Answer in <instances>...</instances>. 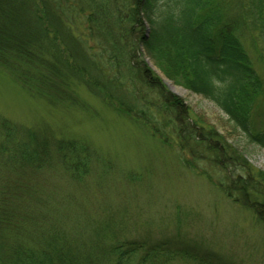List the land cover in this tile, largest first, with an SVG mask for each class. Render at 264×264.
<instances>
[{
	"label": "trees",
	"instance_id": "trees-1",
	"mask_svg": "<svg viewBox=\"0 0 264 264\" xmlns=\"http://www.w3.org/2000/svg\"><path fill=\"white\" fill-rule=\"evenodd\" d=\"M77 22L86 37L75 35ZM145 55L173 83L212 100L264 148V125L254 121L264 94V0H0V64L16 82L55 103H75L72 83L83 84L177 146L187 165L202 160L230 168V184L221 177L219 186L235 201L244 198V207L262 206L264 223V170L215 127L193 118ZM225 79L224 87L214 83ZM95 158L82 138L56 136L0 113V264H133L150 237L125 239L116 215L80 224L82 216L56 195L60 179L86 180ZM169 239L153 242L134 264L153 253L173 255L165 247ZM211 255L199 258L217 264Z\"/></svg>",
	"mask_w": 264,
	"mask_h": 264
},
{
	"label": "rangeland",
	"instance_id": "rangeland-1",
	"mask_svg": "<svg viewBox=\"0 0 264 264\" xmlns=\"http://www.w3.org/2000/svg\"><path fill=\"white\" fill-rule=\"evenodd\" d=\"M73 27L76 36H85L82 22ZM145 58L170 91L190 107L193 118L215 127L249 163L264 170V148L250 141L212 100L173 83L150 57ZM72 85L75 103L50 102L31 94L0 64L2 115L56 136L82 138L96 153L86 180L60 179L54 188L60 205L82 216L76 221L99 223L116 215L124 224L125 239L150 237L132 257L133 264L153 242L169 238L165 247L174 254L146 255L143 264H205L199 257L206 253L217 264H264V223L258 216L262 206L244 207V198L235 201L219 186L221 177L225 186L230 184L226 177L227 171L233 172L230 168L221 171L202 160L187 165L177 146L152 135L83 84ZM254 113L256 125L263 126L264 94ZM58 165H54L56 173ZM178 249L194 251L197 258Z\"/></svg>",
	"mask_w": 264,
	"mask_h": 264
},
{
	"label": "clouds",
	"instance_id": "clouds-1",
	"mask_svg": "<svg viewBox=\"0 0 264 264\" xmlns=\"http://www.w3.org/2000/svg\"><path fill=\"white\" fill-rule=\"evenodd\" d=\"M180 13H181V8L178 6V7H176L175 9H173V14L175 15V16H179L180 15ZM214 83L217 85V86H219V87H224V86H226L227 85V83H228V80L227 79H225L224 81H221V80H214Z\"/></svg>",
	"mask_w": 264,
	"mask_h": 264
}]
</instances>
